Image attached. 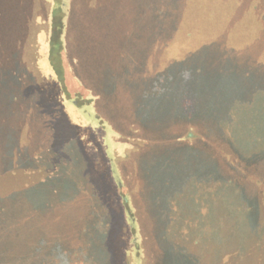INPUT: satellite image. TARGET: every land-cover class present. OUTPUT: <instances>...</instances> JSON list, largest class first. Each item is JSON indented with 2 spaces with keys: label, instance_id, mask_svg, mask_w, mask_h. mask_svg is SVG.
<instances>
[{
  "label": "trees",
  "instance_id": "obj_1",
  "mask_svg": "<svg viewBox=\"0 0 264 264\" xmlns=\"http://www.w3.org/2000/svg\"><path fill=\"white\" fill-rule=\"evenodd\" d=\"M84 2L96 3L95 0H70L68 24L72 22V28L67 29L74 40L69 51L80 60L75 69L81 67L83 60L77 37L85 30L81 28V19L88 12L83 6ZM250 9L256 18L257 36L245 42L239 52L212 39L201 44L194 55V61L172 64L163 60L162 72L149 73V77H145V87L141 92L144 96L140 95L138 103L151 109L157 107L163 116L162 120L171 119L176 137L172 140L173 149L162 155L156 153L150 157L148 151L138 153L142 142L134 143L128 149L130 159L133 154L132 161L137 160L142 166L138 168L142 172L140 179L147 182L157 212L156 219H149L144 214L141 216L139 210L143 208L146 197L133 186L137 180L134 179L135 170L125 165L130 168V175L128 181L123 177L127 191L124 195L132 200L138 224L137 231L133 233L129 232L125 224L122 206L114 208L109 205L108 198H117V193L109 192L111 183L101 161L91 160L74 120L54 95L50 96L47 86L44 88L42 83L39 85V54L36 59L28 56L29 64L26 62L23 68L20 64L24 65L25 61L24 64L23 60L20 63L17 58L11 72L18 88L23 90L27 85L31 86L34 97L36 93L44 91L43 100L51 101L60 116L63 114L67 119V122L64 121L65 129L71 132V138L78 146L79 161L85 171L83 176L87 178L81 185L84 193L80 195L87 205V195H90L91 202L85 209V220L80 223L75 216H58L59 234L56 237L54 235L55 239L50 245L44 246L45 254H37L42 251L40 246L31 264H264V0L252 3ZM118 13L122 20L124 16L128 18L127 8L120 9ZM143 17L148 19L147 24L154 25L151 32L161 30L162 51L166 56L165 51L171 49L169 40L173 34L178 33L177 24H181L178 22L182 18L180 10L176 16L175 8H159L149 18L145 15ZM74 18L80 27L73 24ZM131 23L134 24V20ZM23 40L21 38L19 41ZM24 47L27 51V46ZM206 52H211L212 57L208 69L202 68L198 62L201 53ZM233 55L236 56L235 62ZM98 61V57L93 60L96 67L93 76L95 81L91 82V79L85 77V83H82L84 86L78 85L83 90L89 88L92 95L99 98L103 95L98 88L104 87V79L100 78L104 67ZM35 65V71L39 73L33 70ZM111 65V72L122 68L121 64L116 65L114 62ZM52 68L58 81L62 82L56 69ZM131 77L129 72L125 81V97L130 92L135 95L139 93L138 88L131 85ZM61 90L65 95L63 87ZM70 104L73 105L72 102ZM100 109L122 138H138L144 143H150L152 134L145 132L144 124L132 122L130 115L127 118L121 117V121L117 117L113 119V116L106 113L105 107ZM152 130L154 136L160 133L154 137L159 138L155 147L169 150L166 148L167 139L161 137L166 131L162 128ZM82 132L88 135L99 150L94 134L85 129ZM176 156L182 170L179 173L180 185L184 182L182 190L186 191L187 197L192 198H187L191 206L185 210L178 197H175L178 193L174 196L164 186H171L167 170L171 164H175ZM57 157L55 150L48 151L41 159L43 165L29 166L26 173L34 174L39 170L43 172V178L39 179L38 184L25 186L23 193H31L33 188L45 187L46 184L47 189L55 192L54 188L62 184L63 176L61 162ZM91 171L101 179L103 188L100 193L99 188L92 189V185H89L92 180ZM135 193L140 194V197ZM110 218L120 219V223L116 219L107 222ZM73 223L74 230L71 228ZM133 234H138V238ZM75 237L78 246L72 247L71 242H77ZM96 245L97 251L93 249ZM1 254L0 264H18V254L14 248L8 245L1 247Z\"/></svg>",
  "mask_w": 264,
  "mask_h": 264
},
{
  "label": "rangeland",
  "instance_id": "obj_2",
  "mask_svg": "<svg viewBox=\"0 0 264 264\" xmlns=\"http://www.w3.org/2000/svg\"><path fill=\"white\" fill-rule=\"evenodd\" d=\"M95 1L94 4L84 2L86 5H83L88 11L85 12L87 16L81 19V28L85 30L77 37L83 60L81 67L75 69L80 60L69 51L74 40L67 29L72 28V22L68 24L70 0H0V260L1 247L8 245L16 250L18 264H31L40 246L42 251L37 254H45L44 246L50 245L57 236L59 215L72 218L75 216L80 223L87 215L85 209L91 205L90 195H87L89 205L85 204L83 196L80 195L84 193L81 185L87 178L83 176L85 171L79 161L78 146L71 138V132L65 129L67 119L63 114L60 116L51 101L43 100L44 91L36 93L34 97L31 86L27 85L23 90L18 88L11 72L17 58L20 63L21 60L23 64L25 61L24 65L20 64L23 68L27 65L26 62L29 64L28 56L36 59L39 54L37 64L41 73L35 71L36 65L33 67L35 73H39V85L42 83L44 88L47 86L50 96L53 94L74 120L91 160L101 161L111 183L109 192L117 193V198H108L109 205L114 208L122 206L125 224L129 232L133 233L137 231L138 224L134 217L132 200L124 195L127 191L123 177L128 181L130 175V168L125 165L135 170L134 179L137 180L133 186L146 197L143 208L139 210L141 216L144 214L149 219H156L157 212L146 180L144 183L140 179L142 166L139 161H132L133 154L130 159L129 150L134 143L142 142L138 153L148 151L147 155L150 157L156 153L162 155L173 149L172 140L176 137L171 119L162 120L163 116L157 107L151 109L138 103L145 87V77H149V73L162 72L163 60L172 64L194 61V55L201 44L212 39L239 52L245 42L256 39V18L252 16L250 7L252 3L261 0ZM125 8L129 11V19L124 16L122 20L118 12ZM159 8H175L176 16L180 10L182 17L178 21L181 24H177L178 33L173 34L169 40L171 49L165 51L166 56L162 51L161 30L151 32L154 25L147 24L148 19L143 17L145 15L149 18ZM74 20L73 24L80 27L77 19ZM131 20H134V24ZM21 38L24 39L22 42L19 41ZM24 46H27V51ZM210 55L211 52L201 53L198 62L202 68L208 69L211 66ZM96 57L98 64H103L104 67L100 77L104 79V87L98 88L103 95L99 98L93 96L89 88L83 90L79 87L84 86L85 77L91 79V82L95 81L93 76L96 67L93 60ZM233 57L235 62L236 56ZM113 62L116 65L121 64V70L111 72ZM52 67L56 69L63 85L58 81ZM28 68L30 69L29 66ZM129 72L132 75L131 85L138 88L139 93L135 95L130 92L125 97V81ZM100 107H105L106 113L113 116V119L117 117L121 121V117L127 118L130 115L132 122L144 124L145 132L152 134L150 143H144L138 138H122ZM156 127L166 131L167 135L164 133L161 137L167 139L166 148L169 150L155 147L159 138L154 137L160 135L156 133L154 136L152 128L157 129ZM84 129L94 134L99 150L89 140L88 135L82 132ZM126 129L127 127L124 128ZM52 150L57 152V158L61 162L62 184L54 188L55 192L47 189L46 184L45 187L33 188L31 193H23L25 186L38 184L39 179L43 178V172L39 170L34 174L26 173L29 166L43 165L41 159ZM63 157L65 160H62ZM174 159L175 164H171L167 170L171 186H164L172 195L178 193L175 197H178L182 209L185 210L191 206L188 199L192 198L187 197L186 191L182 190L184 182L181 186L180 160L178 156ZM91 177L89 185H92V189L99 188L100 193L103 188L100 177L97 173L92 174V171ZM135 195L140 197L138 193ZM111 219L120 223L117 218H110L107 222H111ZM71 228L75 229V223ZM59 232L63 235L61 230ZM133 235L138 238V234ZM8 238H11L10 242ZM74 240L77 242H71L72 247L78 246L76 237ZM118 242L121 245V239ZM93 249L97 251V245ZM77 261L78 259L75 262Z\"/></svg>",
  "mask_w": 264,
  "mask_h": 264
}]
</instances>
